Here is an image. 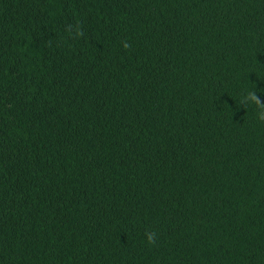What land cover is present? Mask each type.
Masks as SVG:
<instances>
[{
  "label": "trees",
  "instance_id": "16d2710c",
  "mask_svg": "<svg viewBox=\"0 0 264 264\" xmlns=\"http://www.w3.org/2000/svg\"><path fill=\"white\" fill-rule=\"evenodd\" d=\"M249 92L264 0H0V264H264Z\"/></svg>",
  "mask_w": 264,
  "mask_h": 264
},
{
  "label": "clouds",
  "instance_id": "9594fccd",
  "mask_svg": "<svg viewBox=\"0 0 264 264\" xmlns=\"http://www.w3.org/2000/svg\"><path fill=\"white\" fill-rule=\"evenodd\" d=\"M125 48H128L130 45H128L127 43H124L123 45ZM247 100H250L254 103H256L261 109H264V104L260 103L259 98L257 96V94L255 92H249L247 97ZM261 120H264V112H262L261 116H260ZM155 233L154 232H148L146 233V237H147V242L149 244H154L155 243Z\"/></svg>",
  "mask_w": 264,
  "mask_h": 264
}]
</instances>
